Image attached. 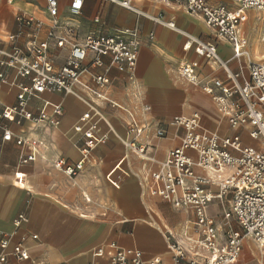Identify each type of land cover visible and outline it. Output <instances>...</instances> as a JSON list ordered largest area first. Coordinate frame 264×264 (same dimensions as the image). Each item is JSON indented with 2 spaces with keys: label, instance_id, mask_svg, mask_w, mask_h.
<instances>
[{
  "label": "crops",
  "instance_id": "obj_1",
  "mask_svg": "<svg viewBox=\"0 0 264 264\" xmlns=\"http://www.w3.org/2000/svg\"><path fill=\"white\" fill-rule=\"evenodd\" d=\"M71 1L57 0L58 21L76 23L82 32L98 30L111 34L137 28L141 41L139 58L130 73L110 67L106 72L110 84L103 89L96 88L91 77L94 73H104V68H90L80 74V82L74 86V91L102 113L105 122L99 123V129L107 139L96 146L76 177L58 171L53 163L60 158L68 165L78 162L80 154L69 135L72 125L88 108L86 102L73 95L44 92L29 102L28 110L38 114L45 101L60 104L63 115L58 119L57 127L50 124L54 118L50 108L46 110L47 117L39 124L29 121H23L20 126L8 124L14 135L40 142L41 146L35 161L22 166L18 164L20 149L13 140L2 142L0 138V233L9 235L12 240L8 250L13 244L22 243L28 251L26 260L9 256L4 264H88L95 259L94 249L111 242L140 250L147 261L158 257L162 264H172V254L166 245L167 233L181 244L188 260L202 263L208 253L201 246H194V240L198 239L200 243L201 238L192 211L175 208L151 194L154 183L150 174L159 168V163L166 160L171 150L179 146L183 130L173 123L177 116L198 112L201 125L219 136L238 133L244 144H255L248 139L245 129L234 130L228 126L226 115L202 90L203 84L211 78L225 80L224 72L216 63L198 57L192 48L184 49L188 38L193 37L215 44L217 54L223 60H230V45L217 41L203 18L188 12L180 3L141 0L137 4L146 15L173 21L175 29H170L99 0H83L81 14L72 18L68 14ZM210 1L214 5L236 8L232 0ZM20 14L42 23L38 40H43L49 31L50 17L44 0H0L2 49L11 48L6 35L20 31L24 35L16 40L15 45L21 49L28 43L25 34L31 29L21 28L15 22ZM95 16L100 17L102 24L92 21ZM246 17L242 34L247 39L248 56L253 62L264 61V12L250 10ZM249 18L251 24H247ZM259 20L263 23V32H260ZM149 34L154 38L150 39ZM65 55V49L56 50L52 45L50 58L55 68L64 64ZM188 61L198 62L197 82L194 84L179 73L180 66ZM105 63L108 64L107 59ZM229 66L236 70L233 62ZM0 73L9 81L14 78L11 69L0 67ZM87 87L95 88L105 99L96 97ZM17 92L9 84L0 87V110L15 105ZM145 107H149V111H145ZM133 124L143 128L140 136H136ZM159 131L163 132L162 136L158 135ZM133 141L145 147L149 160L142 159L131 148ZM190 155L196 156L192 152ZM195 171L203 174L199 169ZM17 174L22 175V182L16 181ZM108 180L117 183L118 187L114 188ZM212 191L216 189L212 188ZM229 201L227 197L216 199L205 210L217 222L221 238L220 219L228 209ZM18 215L23 219L18 220ZM230 223L236 225L234 220ZM233 228L236 229L237 225ZM30 235H36L37 240L30 239ZM242 253L239 264H264V247H259L251 239L244 240Z\"/></svg>",
  "mask_w": 264,
  "mask_h": 264
},
{
  "label": "built area",
  "instance_id": "obj_2",
  "mask_svg": "<svg viewBox=\"0 0 264 264\" xmlns=\"http://www.w3.org/2000/svg\"><path fill=\"white\" fill-rule=\"evenodd\" d=\"M38 1V0H34ZM50 17V29L43 40H38L42 23L29 15L20 14L15 22L21 28L31 29L25 34L28 43L24 48L15 45L23 37L22 31L6 35L11 44L10 49L0 47V67L14 71V78L9 81L0 73V87L9 84L17 89L16 103L0 110V138L2 142L13 140L20 149L18 164L33 163L36 159L40 142L14 135L8 129L9 123L20 126L23 121L33 124L41 123L47 117V108L51 109L54 118L50 121L53 127L59 125L63 115L60 104L54 105L45 101L33 114L28 110L29 102L39 98L44 92L62 93L77 96L86 102L88 108L72 125L69 135L74 148L78 149V162L68 165L63 158L54 161L53 165L69 177H76L84 168L96 146L106 141V135L99 129V123L105 122L102 113L91 102L86 101L74 86L80 82V74L90 68H104V73H94L91 82L98 89L106 88L110 80L106 75L112 66L120 71L132 72L139 58L141 41L137 28L120 30L118 33H105L98 30L82 32L76 23L58 21L59 3L57 0H44ZM101 3H112L139 18L149 19L159 25L175 29L173 21H164L160 16L146 15L137 4L141 0H99ZM166 4L180 3L186 10L203 18L205 25L213 31L217 41L230 45L232 57L223 60L217 54L216 45L189 37L184 49H193L194 54L217 64L225 74V80L209 79L202 87L219 109L226 115L228 126L237 130H246L247 137L255 144L246 145L241 134L219 136L201 125L198 112L189 116H177L173 119L176 127L183 130L179 146L171 150L165 161L159 163L157 170L152 171L150 180L154 185L150 193L170 203L175 208L190 209L195 217V227L200 235V246L206 251L202 263L187 259L181 244L167 233V250L172 254V264H235L241 255L245 239H251L259 247H264V61L253 62L246 52L247 39L242 34L246 23V12L257 10L264 12V0H233L235 9L223 4L214 5L210 0H162ZM68 14L74 18L83 9V0H72ZM92 21L102 24L99 16ZM150 39L154 38L149 34ZM65 49V62L55 68L50 50ZM108 60L106 65L105 60ZM236 65L230 69L229 63ZM198 62H184L179 73L187 82H197ZM87 89L98 98L105 96L95 88ZM149 111V107L144 108ZM136 136L143 128L133 124ZM163 135L162 131L158 132ZM131 148L144 160L145 147L133 141ZM195 153L193 158L190 153ZM199 169L203 174L196 173ZM16 181L22 182V175H16ZM115 183V182H114ZM212 188L216 191L213 192ZM229 198V207L222 214L227 228L219 240L218 229L213 218L205 210L214 200ZM18 220L23 216L18 215ZM234 220L237 228L231 226ZM30 239L37 240L36 235ZM25 241V239H23ZM9 235L0 233V264L7 262L9 256L17 260L28 258L27 248L22 243L11 244ZM94 260L88 264H162L158 257L147 261L142 252L136 248H125L118 243H106L93 251Z\"/></svg>",
  "mask_w": 264,
  "mask_h": 264
},
{
  "label": "rangeland",
  "instance_id": "obj_3",
  "mask_svg": "<svg viewBox=\"0 0 264 264\" xmlns=\"http://www.w3.org/2000/svg\"><path fill=\"white\" fill-rule=\"evenodd\" d=\"M236 6V5H235ZM250 19L251 18H249V20H248V22H247V24H251V22H250ZM259 25H261V29H260V32H263V23H262V21L261 20H259ZM246 24V25H247ZM219 207H221L220 206V204H219ZM217 217H220V215L219 214H217ZM215 225H217V222L215 223ZM231 226H233V227H236V225H232L231 224ZM220 227H221V231H222V233H224V230L227 228V225H226V223H225V220L223 219V217H221V219H220ZM177 237H179V236H177ZM219 239H221V237L219 236ZM196 240V239H195ZM195 240H194V246H196V247H198V246H200V243L198 242V244H195ZM246 251V249L244 250V252ZM249 253V252H248ZM242 258H243V253L241 254V256H240V258H239V260H238V263H236V264H239V262L242 260Z\"/></svg>",
  "mask_w": 264,
  "mask_h": 264
},
{
  "label": "bare ground",
  "instance_id": "obj_4",
  "mask_svg": "<svg viewBox=\"0 0 264 264\" xmlns=\"http://www.w3.org/2000/svg\"><path fill=\"white\" fill-rule=\"evenodd\" d=\"M232 2L234 3V5H236V3H235L233 0H232ZM246 52H247V50H246ZM245 142H246V143H249V142H248V139L245 138ZM108 183H110L114 188H115V187H116V188L118 187L117 183H113L111 180H108ZM188 241H189V240H188ZM190 241H191V240H190ZM198 242H199L198 239H196V240H195V244H198Z\"/></svg>",
  "mask_w": 264,
  "mask_h": 264
}]
</instances>
